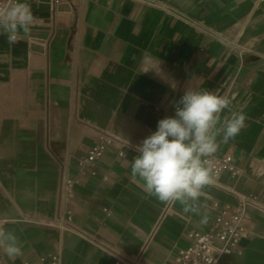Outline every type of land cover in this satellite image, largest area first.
<instances>
[{"label":"crops","instance_id":"1","mask_svg":"<svg viewBox=\"0 0 264 264\" xmlns=\"http://www.w3.org/2000/svg\"><path fill=\"white\" fill-rule=\"evenodd\" d=\"M26 2L29 32L15 44L0 32V218L23 251L0 253V264H43L52 252L61 264H179L221 208L249 195L264 206V0ZM187 89L225 96L247 117L213 156L231 155L242 172L212 177L199 215L148 195L131 172L136 145ZM99 132L114 137L105 176L80 179L66 201L61 181L78 178V156ZM59 216L71 229L48 224ZM245 227L239 252L219 264H264V212L250 208Z\"/></svg>","mask_w":264,"mask_h":264},{"label":"clouds","instance_id":"2","mask_svg":"<svg viewBox=\"0 0 264 264\" xmlns=\"http://www.w3.org/2000/svg\"><path fill=\"white\" fill-rule=\"evenodd\" d=\"M32 22L26 0L0 4V32L9 44L18 42L20 31L27 34ZM230 104L214 91L187 89L176 103L174 115L160 119L156 130L136 145L138 154L131 161V172L148 195L162 203L179 202L185 213L200 214L202 190L212 183L211 158L217 152V138L227 143L245 127L246 115L231 111ZM225 110L230 115L222 117ZM200 223H207L206 215ZM0 253L10 260L23 254L18 236L2 223Z\"/></svg>","mask_w":264,"mask_h":264},{"label":"built area","instance_id":"3","mask_svg":"<svg viewBox=\"0 0 264 264\" xmlns=\"http://www.w3.org/2000/svg\"><path fill=\"white\" fill-rule=\"evenodd\" d=\"M10 0H0V4H7ZM155 131V130H154ZM154 131H151L154 132ZM114 143V137L105 132H99L98 141L87 151L78 156V178L72 180L64 178L61 181L63 199L70 201L74 196L75 185L80 179L97 177L104 173L100 171L99 163L104 158L108 148ZM122 155V152H119ZM212 177L219 176L224 171H230L237 175L242 170L234 164L231 155H226L222 159L211 158ZM105 178V177H104ZM250 208L264 212V206L256 196H242L236 205L221 208L214 219L211 227L206 231H196L191 234L192 241L179 250L176 261L179 264H219L224 255L239 252L240 240L245 233V220ZM67 219H71V214L67 213ZM62 218L56 217L48 221V224L57 226L61 231L70 227L62 224ZM0 223L5 226L6 220L0 218ZM71 229V228H70ZM43 264H61L60 253L52 252L48 256H41ZM115 264H145L140 257L125 258L119 256Z\"/></svg>","mask_w":264,"mask_h":264}]
</instances>
